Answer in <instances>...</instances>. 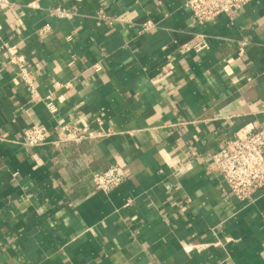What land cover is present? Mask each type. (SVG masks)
I'll use <instances>...</instances> for the list:
<instances>
[{"label": "crops", "instance_id": "crops-1", "mask_svg": "<svg viewBox=\"0 0 264 264\" xmlns=\"http://www.w3.org/2000/svg\"><path fill=\"white\" fill-rule=\"evenodd\" d=\"M10 1L0 130L21 140L31 124L83 115L113 133L35 148L0 140V264H264V190L239 200L213 160L242 126L264 125V0L202 24L186 0ZM198 35L208 47L186 49ZM4 42L26 56L36 98ZM114 164L127 179L97 189L93 173Z\"/></svg>", "mask_w": 264, "mask_h": 264}, {"label": "built area", "instance_id": "built-area-1", "mask_svg": "<svg viewBox=\"0 0 264 264\" xmlns=\"http://www.w3.org/2000/svg\"><path fill=\"white\" fill-rule=\"evenodd\" d=\"M249 0H186L185 5L190 10L193 19L197 23H205L214 20L220 15L232 16L236 11L244 7ZM10 0H0V11L7 6H12ZM30 6H35L34 3ZM52 14L59 18H69L73 13L68 10L56 8ZM101 17L106 18L105 14ZM155 24L151 21L140 25L141 32L151 30ZM3 30L0 22V39ZM49 31L48 27L42 28L43 33ZM247 41L239 42V54L245 53ZM8 51L10 61L17 71L18 80L31 88L32 95L36 98L35 73L31 69L26 56L18 51L17 45L3 43ZM208 47L205 35H198V42L186 46L188 50L200 51ZM96 71L102 69L100 64H94ZM64 85L60 82L53 84L54 92L48 95L45 105L53 118L59 112V105L53 95L55 91ZM97 129L92 128L83 115L69 119L68 121H57L52 127L39 124H31L23 131L21 140L9 138L5 132L0 130V140L13 141L29 148H35L46 144L59 146L65 142L79 143L90 138L109 136L112 129L105 126L102 116L95 120ZM214 166L228 185L230 192L239 200H245L252 196L257 190H264V125L259 121L250 122L236 131L235 137L229 139L214 154ZM127 179L126 171L119 165L114 164L106 170L93 173V180L97 189L110 192L120 186ZM204 244L192 245L191 248L202 249Z\"/></svg>", "mask_w": 264, "mask_h": 264}]
</instances>
